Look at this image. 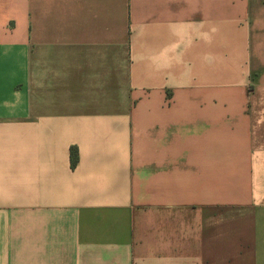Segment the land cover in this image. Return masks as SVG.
Masks as SVG:
<instances>
[{
	"label": "crops",
	"instance_id": "crops-1",
	"mask_svg": "<svg viewBox=\"0 0 264 264\" xmlns=\"http://www.w3.org/2000/svg\"><path fill=\"white\" fill-rule=\"evenodd\" d=\"M0 264H264V0H0Z\"/></svg>",
	"mask_w": 264,
	"mask_h": 264
},
{
	"label": "trees",
	"instance_id": "trees-1",
	"mask_svg": "<svg viewBox=\"0 0 264 264\" xmlns=\"http://www.w3.org/2000/svg\"><path fill=\"white\" fill-rule=\"evenodd\" d=\"M77 162H78V155H77L76 150L74 149L73 150V165H76Z\"/></svg>",
	"mask_w": 264,
	"mask_h": 264
}]
</instances>
